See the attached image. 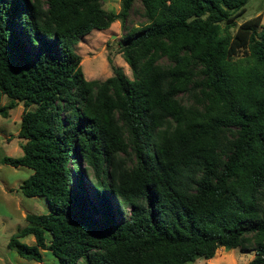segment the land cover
Masks as SVG:
<instances>
[{
    "label": "trees",
    "instance_id": "obj_1",
    "mask_svg": "<svg viewBox=\"0 0 264 264\" xmlns=\"http://www.w3.org/2000/svg\"><path fill=\"white\" fill-rule=\"evenodd\" d=\"M245 2L0 0V99L35 105L19 116L22 153L1 160L29 167L18 188L46 204L7 247L59 264L237 247L264 264V25L236 22ZM115 19L131 77L85 78L73 45Z\"/></svg>",
    "mask_w": 264,
    "mask_h": 264
},
{
    "label": "rangeland",
    "instance_id": "obj_2",
    "mask_svg": "<svg viewBox=\"0 0 264 264\" xmlns=\"http://www.w3.org/2000/svg\"><path fill=\"white\" fill-rule=\"evenodd\" d=\"M264 0H246L243 14L237 23L254 14L260 13L261 25H264ZM138 4L137 2L135 3ZM105 9L117 11L119 0H102ZM129 20L139 23L141 16L129 12ZM232 29V27H231ZM122 27L119 19L113 20L107 28H92L73 45V50L80 55V67L85 78H103L110 75L112 66H120L123 72L131 77V71L120 53L117 39ZM240 52L236 57H242ZM0 104L5 107V115L0 114V264H59L57 258L48 250H42V258L36 261L18 255L6 243L10 235L26 223L24 214L27 211H45L43 196H26L18 188L19 183L31 169L23 165H10L1 160L3 155L19 156L22 153L20 138L16 135L19 116L25 108H34V103L24 105L21 101L11 102L2 95ZM22 241L33 242L30 234L21 237ZM253 251H241L237 247L225 249L217 247L209 257L198 256L184 264H247Z\"/></svg>",
    "mask_w": 264,
    "mask_h": 264
}]
</instances>
